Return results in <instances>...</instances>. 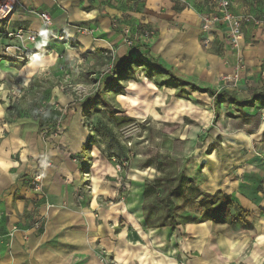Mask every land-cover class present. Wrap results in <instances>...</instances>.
I'll return each mask as SVG.
<instances>
[{"label": "rangeland", "instance_id": "1", "mask_svg": "<svg viewBox=\"0 0 264 264\" xmlns=\"http://www.w3.org/2000/svg\"><path fill=\"white\" fill-rule=\"evenodd\" d=\"M10 14L0 19V30ZM4 34L0 31V38ZM9 35L8 40L15 39ZM53 36L42 38L52 44L41 49L20 40L0 46V135L36 121L39 111L55 109L65 120L38 131V138L65 151L56 138L69 139L68 130L84 136L82 151L70 158L82 173V206L94 202L93 217L100 225L96 238L102 240L86 247L92 262L201 264L204 252L227 239L241 243L239 256L228 264H245L264 237V227L256 231L249 223L251 215L261 223L264 212L258 208L244 215L241 205L264 196V79L250 84L243 59L238 81H225L234 73L235 57L230 74L202 75L201 83L193 84L207 93L172 89L177 83L152 68L145 54L128 57L125 62L133 63L121 68L113 50L84 52ZM35 58L42 65H30ZM177 67L170 68L175 76L192 82L187 70ZM219 93L242 101L259 95L261 100L238 113L229 99L214 105ZM176 192H181L177 198ZM202 194L218 195L210 203L212 209L218 206L214 212L200 205ZM150 201L166 206L176 225L148 229L142 204Z\"/></svg>", "mask_w": 264, "mask_h": 264}, {"label": "crops", "instance_id": "2", "mask_svg": "<svg viewBox=\"0 0 264 264\" xmlns=\"http://www.w3.org/2000/svg\"><path fill=\"white\" fill-rule=\"evenodd\" d=\"M92 1L96 2L18 0V6L0 30L5 33L0 38V46L10 47L19 41L16 38L10 41L5 36L22 28L38 36L33 46L50 47L52 43L40 38L43 26L38 14L45 12L53 20L52 34L65 38L68 46L74 42L84 52L113 50L120 61L128 57L141 58L145 54L146 62L152 63L155 70L157 65L169 67L166 69L171 72L170 68L177 66L187 70L193 83L180 79L192 85L201 83L202 75L215 79L233 71L235 55L224 41L223 29L209 33L200 30L199 16L208 11L209 0H105L101 5ZM232 10L259 18L264 16V0H232ZM114 19L118 21L117 29L111 25ZM78 26L97 29V32L93 36H79L76 34ZM124 27L131 30L132 38L146 29L152 31L153 36L129 48L121 35ZM243 32L241 56L249 68L248 80L256 86L259 78L264 79V26L247 25ZM205 41L208 43L202 48L200 44L204 45ZM31 61L42 65L38 58ZM46 110L57 113L55 109ZM38 114L36 121L14 125L5 130L4 137L0 135V264H97L92 262L94 259L86 247L102 240L96 238L100 225L93 217L94 202L82 206V173L70 158L82 151L85 138L68 130L69 139L56 138L58 147L64 146L65 151L46 145L36 135ZM263 133L264 130L260 135ZM43 157L49 158L51 166L43 171L42 196L31 188L30 181L41 168ZM241 205H245L246 215V211H258V208L264 212V196H254ZM261 217L262 222L257 223L258 219L251 215L249 223L256 231L257 227H264V216ZM13 227L18 230L10 238L8 234ZM258 239L256 242L261 247L257 246L256 252L249 254L251 258H244L245 264H264V237ZM240 244L219 240L206 255L203 253L201 264H228L239 256Z\"/></svg>", "mask_w": 264, "mask_h": 264}, {"label": "built area", "instance_id": "3", "mask_svg": "<svg viewBox=\"0 0 264 264\" xmlns=\"http://www.w3.org/2000/svg\"><path fill=\"white\" fill-rule=\"evenodd\" d=\"M18 6V0H0V19L10 14ZM208 11L200 14V30L203 33H209L217 28L223 29L224 41L229 47L230 51L234 53L236 57V64L234 73L231 76L225 77L229 83H236L238 81L239 70L243 68V58L241 56V43L244 38L243 28L247 25L255 27L264 26V16L256 18L251 15L236 14L232 10V0H209ZM39 19L43 26V31L40 34V38L54 37L52 34L53 20L48 13L41 12ZM112 28H118V21L116 19L111 22ZM97 32V29H92L87 26L76 27V34L79 36H93ZM121 35L123 42L126 46L130 47L135 45L136 40L141 43L152 36V31L146 29L141 31L140 36L132 38V32L128 28L121 29ZM20 40L21 42H28L29 44H35L38 36L36 34H30L24 32L22 28L15 30L9 37ZM137 38V39H136ZM54 39V38H53ZM58 39V38H55ZM136 39V40H135ZM205 41V45H207ZM51 166V162L43 160L41 168L36 172L30 181L31 188L38 194L43 193V171ZM17 231L16 227H13L8 237H13V233Z\"/></svg>", "mask_w": 264, "mask_h": 264}, {"label": "trees", "instance_id": "4", "mask_svg": "<svg viewBox=\"0 0 264 264\" xmlns=\"http://www.w3.org/2000/svg\"><path fill=\"white\" fill-rule=\"evenodd\" d=\"M133 62H120V67L127 66L129 64H132ZM122 70V69H121ZM156 70L162 74H166L169 76L170 80L174 83H177L176 87H189L190 89L194 91H200L202 93H207L208 89H199L196 86L180 79L174 76V74L170 71L164 68L163 66H156ZM222 99H229L233 105H236V109L240 113L243 108L246 107H253L254 102H260L261 96L256 95L251 97L248 101H242L235 98L234 95H230L228 93H219L213 96V103L216 106L218 102H222ZM66 115L62 117L56 112L46 110L45 112H39L38 114V130L43 131L46 127L52 124H57L62 119L65 120ZM187 182L190 183L191 181L187 178ZM181 192H176L175 197H179ZM220 197V196H219ZM222 197V196H221ZM215 199H218V195H210V194H202V200L200 201V205L205 209L206 213L214 212L215 209L218 208L216 206L212 209L210 203H212ZM165 198L159 199L160 203H163ZM161 210L163 212L161 213ZM246 215V213L244 214ZM142 218L145 226L148 229H162L166 227H173L176 225V218L172 215V213L167 209L165 206L164 208H159L155 204H153L151 201L146 202L142 204Z\"/></svg>", "mask_w": 264, "mask_h": 264}, {"label": "bare ground", "instance_id": "5", "mask_svg": "<svg viewBox=\"0 0 264 264\" xmlns=\"http://www.w3.org/2000/svg\"><path fill=\"white\" fill-rule=\"evenodd\" d=\"M34 62L30 63V65H33ZM131 110V109H130Z\"/></svg>", "mask_w": 264, "mask_h": 264}]
</instances>
